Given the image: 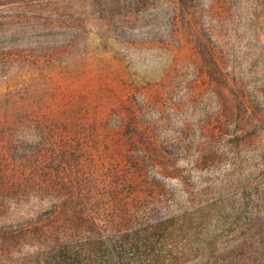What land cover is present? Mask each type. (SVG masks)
I'll list each match as a JSON object with an SVG mask.
<instances>
[{
	"label": "rangeland",
	"instance_id": "374dc122",
	"mask_svg": "<svg viewBox=\"0 0 264 264\" xmlns=\"http://www.w3.org/2000/svg\"><path fill=\"white\" fill-rule=\"evenodd\" d=\"M112 1L107 31L88 0H0V97L88 125L114 168L139 159L143 214L217 206L167 249L232 250L264 192V0ZM54 9L79 12L76 34L46 27Z\"/></svg>",
	"mask_w": 264,
	"mask_h": 264
},
{
	"label": "trees",
	"instance_id": "16d2710c",
	"mask_svg": "<svg viewBox=\"0 0 264 264\" xmlns=\"http://www.w3.org/2000/svg\"><path fill=\"white\" fill-rule=\"evenodd\" d=\"M88 1L108 31L117 4ZM79 15L54 9L44 20L50 30L76 34ZM25 100L0 97V264H184L189 252L200 253L201 264H264V192L244 196L256 201L239 208L243 232L234 249L169 250L167 241L188 242L193 220L217 206L205 212L188 197L178 214L160 219L154 203L143 214L132 204L139 159L114 168L88 125L67 127Z\"/></svg>",
	"mask_w": 264,
	"mask_h": 264
}]
</instances>
